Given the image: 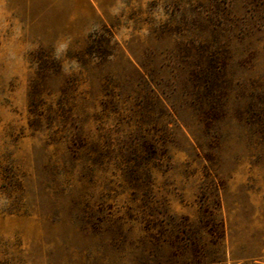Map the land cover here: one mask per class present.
<instances>
[{
	"label": "rangeland",
	"instance_id": "374dc122",
	"mask_svg": "<svg viewBox=\"0 0 264 264\" xmlns=\"http://www.w3.org/2000/svg\"><path fill=\"white\" fill-rule=\"evenodd\" d=\"M0 264H264V0H0Z\"/></svg>",
	"mask_w": 264,
	"mask_h": 264
},
{
	"label": "trees",
	"instance_id": "16d2710c",
	"mask_svg": "<svg viewBox=\"0 0 264 264\" xmlns=\"http://www.w3.org/2000/svg\"><path fill=\"white\" fill-rule=\"evenodd\" d=\"M49 60L48 61H51L53 63H56L55 62V59L48 56ZM38 87V86H37ZM39 92H37V90H35L34 86H33V91H31V94H30V98H31V103L33 104V101L35 100V95H37ZM33 94V95H32Z\"/></svg>",
	"mask_w": 264,
	"mask_h": 264
}]
</instances>
